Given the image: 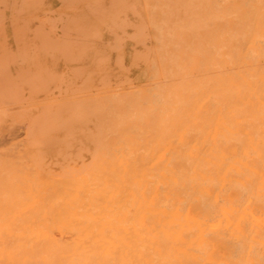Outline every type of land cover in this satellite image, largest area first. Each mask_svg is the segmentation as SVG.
<instances>
[{"label": "bare ground", "instance_id": "1", "mask_svg": "<svg viewBox=\"0 0 264 264\" xmlns=\"http://www.w3.org/2000/svg\"><path fill=\"white\" fill-rule=\"evenodd\" d=\"M129 9L136 90L81 80V150L31 157L5 246L16 264H264V0Z\"/></svg>", "mask_w": 264, "mask_h": 264}, {"label": "rangeland", "instance_id": "2", "mask_svg": "<svg viewBox=\"0 0 264 264\" xmlns=\"http://www.w3.org/2000/svg\"><path fill=\"white\" fill-rule=\"evenodd\" d=\"M129 7L130 0H0V264H16L11 248L29 215L18 199L31 183V157L62 165L81 150V80L118 83L116 97L136 90L127 82Z\"/></svg>", "mask_w": 264, "mask_h": 264}]
</instances>
